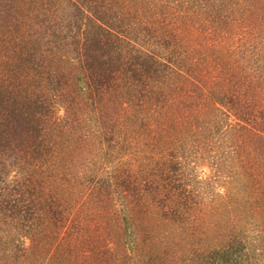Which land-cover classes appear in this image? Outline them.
<instances>
[{
  "label": "trees",
  "instance_id": "trees-1",
  "mask_svg": "<svg viewBox=\"0 0 264 264\" xmlns=\"http://www.w3.org/2000/svg\"><path fill=\"white\" fill-rule=\"evenodd\" d=\"M115 1L0 0V33L6 34L0 37V166H7L9 158L20 163V175L13 180L16 184L0 188V227L6 226L5 231L0 229V241L4 233L11 234L8 229L16 228L18 221L16 236L26 235L24 228L31 213L40 214L37 204L47 191L51 202L60 200L61 219L51 221L56 227L52 240L58 239L64 215L72 213L75 219L81 218L75 225L82 221L87 225L76 232L75 248L69 244V237L68 247H59H64V259L73 256L74 264H129L133 254L127 238L136 236L134 223L138 220L132 213L136 211L137 215L145 207L146 189L132 187L128 170L114 165L112 160L121 151L130 152L139 146L149 153L151 143L153 149L164 148L158 159L164 170L161 202L166 208L163 207L165 221L160 225V239L159 230L155 234L162 245L167 220H178L188 230L187 217L193 219L198 212V201L188 199L191 189H187L178 172L184 154L190 153L187 148L200 145L204 148L200 156L214 158L219 156L218 150L227 148L226 154L232 156L225 159L236 158L241 148L244 151L240 157L247 153L251 162L235 170L242 180L243 204L239 211L234 209V201L226 193L221 202L225 221L232 226L223 227L225 230L215 239L217 245L211 249L199 251L196 246L193 249L192 243L196 252L182 251L178 255L182 259L195 256L197 264H252L246 257L253 241L264 242V228L250 234L254 226L242 207L254 209L264 219V157L260 154L264 151V0H166L162 13L172 19V24L165 23L168 31L159 38L168 44L164 55L141 50L143 46L136 36L131 37L136 25L127 23L130 12L114 10ZM126 1L128 7L137 1V5L146 3ZM106 5L108 8L103 9ZM59 11L71 18L66 29L58 20ZM41 14H45L44 19L38 22ZM88 15L98 23V37L82 41V35L74 36L73 27L83 32L80 19ZM43 43L47 54L41 52ZM69 43H74L73 52L75 57L78 55L75 68L79 78L75 83H71L66 71V65L71 63L66 53ZM77 94L89 104L90 120L78 121ZM63 96L70 97L68 115L59 123L51 103ZM134 101L137 105H133ZM151 111L159 116L150 117ZM56 131L68 161L55 167L43 157L56 147V141H52ZM143 159L149 160L145 154ZM150 181L145 186L159 193L161 187ZM72 189L79 191L77 197H85L79 208L77 199L71 200L75 197ZM200 193L202 189L196 185L194 197ZM86 207L100 214L90 222L84 221ZM104 220L111 222L112 233L107 227L103 237ZM119 221L123 222L124 232L120 231ZM259 226H264V220ZM189 240L198 241V235ZM110 241L114 243L110 245ZM8 251L11 252L0 248V262L6 261L4 253ZM55 252L50 258H57ZM143 253L150 264L159 260L164 264V253L153 249Z\"/></svg>",
  "mask_w": 264,
  "mask_h": 264
},
{
  "label": "rangeland",
  "instance_id": "rangeland-1",
  "mask_svg": "<svg viewBox=\"0 0 264 264\" xmlns=\"http://www.w3.org/2000/svg\"><path fill=\"white\" fill-rule=\"evenodd\" d=\"M142 1V0H141ZM146 0V3H143V5H137L134 3V6L128 7L127 1L125 0H116V4H113L114 10H118V12H124L129 13V18L127 23H133L136 25V31L131 37L137 38L139 43H141V50L145 51V49L149 52H157V53H163L166 54L168 52V44L162 43L161 39L164 35H166V32L168 31V27L165 26V23L169 21V24H172V19H166L164 16V13L162 11L165 10L164 3H166V0ZM158 1V2H157ZM134 1H132L133 3ZM159 3V4H157ZM247 3V2H246ZM245 3V4H246ZM127 7L125 9H122L123 7ZM108 8V5L103 6ZM94 8L98 9V6L94 2ZM101 9V8H100ZM112 10V11H114ZM60 13V11H59ZM58 13V20L61 26H63L65 29L67 28V23L70 22L69 15H63L61 12ZM45 14L39 15L38 19L42 22L44 19ZM93 16V14H92ZM92 16L88 15V17L84 18L82 17L80 19V23L82 24V30L77 31L75 27H73V32H75L74 36L77 37V35H82V41L86 39H91L94 37H98V23H94ZM91 17V18H90ZM133 25V26H134ZM38 31H40V27L37 26ZM129 29V27H128ZM130 31V30H129ZM80 32V33H79ZM82 32V33H81ZM5 32L0 33V37L6 36L4 34ZM30 33V34H29ZM29 36L35 37L34 33L29 32ZM40 33H42L40 31ZM70 33V32H69ZM3 34V35H2ZM47 35V34H46ZM110 36V35H109ZM161 38V39H159ZM167 38V36H165ZM71 39V37L68 38V41ZM81 41V42H82ZM71 42V41H70ZM160 42V43H159ZM133 44V43H132ZM46 45L43 43L41 47V52L47 54L45 50L43 51V47ZM80 46V45H79ZM138 46V45H136ZM131 48L132 45H127L126 48ZM145 47V48H144ZM74 43H69V45L66 46V50L68 53V60L71 63H68L66 65V71H68L69 79L71 83H75V78L78 77V70H76L75 65L78 63V60H76V56L73 52ZM196 51V49H195ZM194 51V53H195ZM36 55V51L34 53ZM74 57V58H72ZM71 59V60H70ZM78 59V57H77ZM82 80L79 79V83ZM70 98V97H69ZM69 98L67 96L58 97L53 101L51 104H53V115L55 117H58V122H62L63 119L67 118L68 115V105L67 101L69 102ZM75 101H78V121H80V118L83 120L85 119L90 120V106L88 103H83L84 96H81V94H77L75 97ZM67 99V100H66ZM51 101V99H50ZM133 105H137L136 101L133 102ZM120 113H123L122 111H119ZM150 117H157L159 116L158 113L151 111ZM70 114V113H69ZM93 114V113H92ZM125 114V113H123ZM140 114V113H139ZM137 114V115H139ZM147 114H142V116H145ZM72 115H69L70 118ZM115 116V115H114ZM117 116V115H116ZM87 117V118H86ZM133 117V115L131 116ZM118 119H122L118 116ZM78 133V132H77ZM54 134V132H52ZM76 136V134H74ZM52 141H56L55 148H53L52 151H49L50 155L48 157L44 156L43 158L47 161V164L49 165H61V162L64 164V162L68 161V153L64 150L62 144V140H59V132L56 131ZM66 137H72V135H68ZM64 137V138H66ZM152 142V139H151ZM110 144H113L110 143ZM137 150H131L130 152L125 149L124 151L120 152L119 157H115V159L112 160V163L114 165L120 164L124 169L128 170L130 176H131V184L132 187L139 186V188L142 189L144 187L146 189L145 193L143 191V195L145 198V207L143 210H139L136 215V211L132 213L134 214V217H137L138 220L136 223H134V226L136 228V236L133 239H137L135 243H133V239L131 237L127 238V242L129 245V248L132 251V256L130 259L129 264H150V260L147 257H143L144 251L150 252V250L156 253H164L161 254V260H164V264H197L195 262L194 257L192 259H182L179 257V253L181 254L182 251H187V253L196 252L193 249H195V246L199 251H207L208 249H211L213 245H217L215 243V239L218 235L222 233L225 228H229L232 226L233 223H227L225 221V212H223L222 209V199L224 194L226 193L230 200L234 201V204L232 205L234 209L240 210V198H245V195L240 193V187H241V179H238L237 175H235V170L237 166H241L242 164L247 166L251 162L248 160L249 155H244L243 157H240V155L243 153L244 149L242 150L240 148V155H238L234 159H225V157L232 156L231 154H226L227 148L225 150H218L219 156L218 157H203L200 156L202 154L204 148L200 147V145L192 144L189 148L191 150L187 151L190 153L184 154L183 161L181 165H179L178 172L182 176V180L184 185L187 187V189H191L190 196L188 199H192V201L197 200L196 209L198 210L197 213H194L195 218L192 219V217H187L186 226L188 227L186 229L182 228L178 223H180L178 220L176 222H172L167 220L166 224L163 225V229H165V236L164 240H161L162 245L159 244L158 238L160 239V232H162V227L160 228V225L162 224V221L164 222L163 213H165V206L164 203L162 205V196H164V170L162 167L161 162L159 161L158 157L164 153V148L160 149H153V144L151 143V148L148 147L147 151L149 153H144V147L141 148L139 146ZM66 149V148H65ZM220 149V148H219ZM46 150H49L48 147H46ZM264 150V148H263ZM65 151V152H64ZM146 151V150H145ZM155 151L157 152L155 154ZM63 152V153H62ZM159 152V153H158ZM65 153V154H64ZM222 154V156L220 155ZM231 153V152H229ZM114 154V153H113ZM118 154V153H116ZM145 156L151 160L143 159ZM261 157H264V151L260 152ZM50 157V158H49ZM159 157V158H160ZM187 159H186V158ZM64 158V159H63ZM223 158V159H222ZM6 161L7 166L1 167L0 166V188L4 187L7 184H16L13 180L16 177L15 175H18L20 173V163H13L12 159ZM221 163L219 164V162ZM157 162V163H156ZM68 166V165H67ZM56 167V166H55ZM78 168L81 166L78 165ZM47 168V167H45ZM58 168V167H57ZM131 170V171H130ZM23 172V170H21ZM155 172V173H154ZM20 175V174H19ZM154 178L155 181H150L148 178ZM235 178V181H234ZM147 181H150L152 183H157V186H159L160 191L159 193L154 191H151L149 187H146ZM167 182H165L166 184ZM193 185V188H191ZM196 185L201 187L202 193L197 194L194 197V189L196 188ZM236 186V188H234ZM76 190L72 189V192L74 194ZM75 192V197L73 199H77V202H75L76 207L79 208V206L84 202L85 197L80 194L79 197H77V194ZM82 193V192H81ZM41 194V193H40ZM36 196V195H35ZM134 196V194H133ZM130 197V196H129ZM43 198L41 201L38 202V206L40 207V214L38 215L37 212H32L31 220L27 222V225L24 228V233L26 235L22 238L20 235L16 236L19 230V221L17 222V229L16 228H9L8 231L11 232V234L4 233V237L2 238V241H0V248L5 247L9 248L11 251L7 253H4L6 256L4 259L6 261L2 260L0 264H74V257L72 256L70 258L64 259V247L62 249H59L60 246H67L68 243H66V238L69 237V244H71V247H76L74 238L76 236V232L79 230L82 231L87 226L85 222L82 221V224L75 225L76 219L77 221H80L81 218H76V215H73L72 213H69L67 215H64L63 221L61 222L60 228L58 230L61 232L58 234V239L52 240V235L54 229L56 227L55 224L51 221H58V217L61 219L59 211V202L52 201L48 199L47 191L43 194L41 197ZM185 198V197H184ZM183 198V199H184ZM195 198V199H194ZM157 199V200H156ZM182 199V200H183ZM90 199H88L89 202ZM243 204V203H242ZM90 207V204L89 206ZM86 207L83 209V220L90 222V219H93L94 216H98L100 214V211H94L91 208ZM165 209H164V208ZM121 209L118 206V214L121 216L123 213L119 210ZM164 209V210H163ZM243 214L245 213L248 215V220H251L250 223L253 224L254 230L252 233H258L259 230L263 229V227L259 226V223L264 219H262V216L256 214V211L254 209H250V207H242ZM236 214L238 212H235ZM188 216V214H187ZM244 223H242L243 225ZM63 225L66 227L70 225L68 228H64ZM120 225V231L124 229V225L122 221H119ZM102 235L104 237L106 233V228H110V233H112L111 228V222L109 220H104L102 223ZM198 227V229H192V227ZM83 228V229H82ZM115 228V227H113ZM0 229L4 230L6 229V226L1 225ZM72 230V232H71ZM119 230V229H118ZM159 230V231H157ZM195 230L197 233L192 235L191 231ZM41 231V232H40ZM80 231L78 233H80ZM109 231V229H108ZM107 231V232H108ZM119 231V232H120ZM157 231L158 238H156L155 234ZM7 232V231H6ZM94 232V229L89 233ZM124 232V231H122ZM23 233V231H22ZM88 234V233H87ZM198 235V241L192 242L189 239L195 238V236ZM144 236V238H143ZM200 236V237H199ZM12 238V239H11ZM8 239H11L10 242H7ZM23 239V241H22ZM155 241V242H154ZM53 243V244H52ZM105 243V242H104ZM114 242H109V244H113ZM194 243V248L190 244ZM188 245V246H187ZM190 246V248H189ZM68 247V246H67ZM112 247V246H111ZM193 248V249H192ZM192 249V251H191ZM250 251L248 256L246 257L247 260H250L252 264H264V242H258L253 241L252 245L250 246ZM162 250V252H161ZM56 251L55 257L50 258V254ZM14 252V253H13ZM140 253L142 256L139 258ZM262 253V255H260ZM54 256V255H53ZM192 257V256H191ZM144 258V261L142 260ZM196 258V257H195ZM166 259V260H165ZM119 263V262H118ZM117 261H113L110 264H118ZM151 264H161V261L159 260L158 263L153 262ZM250 264V263H246Z\"/></svg>",
  "mask_w": 264,
  "mask_h": 264
}]
</instances>
